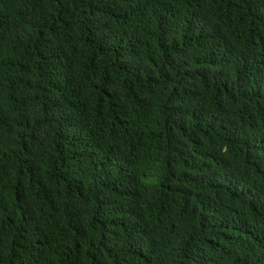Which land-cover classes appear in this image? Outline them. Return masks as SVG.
Masks as SVG:
<instances>
[{
    "label": "trees",
    "instance_id": "trees-1",
    "mask_svg": "<svg viewBox=\"0 0 264 264\" xmlns=\"http://www.w3.org/2000/svg\"><path fill=\"white\" fill-rule=\"evenodd\" d=\"M0 264H264V0H0Z\"/></svg>",
    "mask_w": 264,
    "mask_h": 264
}]
</instances>
